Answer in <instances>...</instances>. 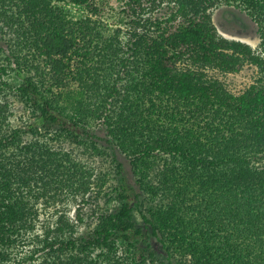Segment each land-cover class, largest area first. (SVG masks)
<instances>
[{
	"label": "trees",
	"instance_id": "obj_1",
	"mask_svg": "<svg viewBox=\"0 0 264 264\" xmlns=\"http://www.w3.org/2000/svg\"><path fill=\"white\" fill-rule=\"evenodd\" d=\"M120 1L72 0L88 11L72 21L51 0H0V264H147L149 236L179 264H264V0ZM221 3L256 22L258 52L218 31ZM247 65L256 76L233 92L224 77ZM96 139L129 159L145 211L62 145L121 173ZM78 196L74 217L55 210L34 232L37 201Z\"/></svg>",
	"mask_w": 264,
	"mask_h": 264
},
{
	"label": "rangeland",
	"instance_id": "obj_2",
	"mask_svg": "<svg viewBox=\"0 0 264 264\" xmlns=\"http://www.w3.org/2000/svg\"><path fill=\"white\" fill-rule=\"evenodd\" d=\"M110 1L115 6L119 7L121 5L120 0ZM51 2L54 5L64 9L68 13L69 18L72 21L84 19L88 15V11L85 6L72 2V0H51ZM211 15L215 26L223 36L247 42L252 46L254 50H256L257 52L259 51L258 26L245 10L235 4L221 3L211 8ZM255 76L256 68L247 65L237 73L227 74L224 79L227 82L228 87L233 92H240L252 82ZM5 79H7L13 84L18 82V78L15 76L14 72H10L5 77ZM27 114L28 113L26 109H22V107L16 110L14 115L12 116V118H14L12 121L14 123L13 125H23V122L25 120L28 121V118L26 117ZM94 130H97L96 132L97 134H99V137L103 136L105 133L104 129L102 130L101 127L98 125H95ZM38 137L41 138L40 135H29L27 136V139L34 141L35 139H38ZM96 140L97 148H106L111 153L116 154L117 160L120 161L122 164L121 173H117L116 168L111 162V157L106 156V154L103 157L98 155L93 156L89 150L86 151V149H83L81 147L76 148L69 141H65L62 145L64 147L63 149L69 152L72 158L78 159L81 161V164L86 165V167L89 169V175H91L92 177L95 176V173L98 171L103 172L106 176L107 181L111 183V189L113 186H119L120 182L125 179L129 185H132L134 187L135 191L138 194V205L140 207V210L145 211V208L149 205L151 197L144 190L141 189L139 183L136 180L137 175L133 173L129 159L124 154H122L116 147H107V143H105L104 140ZM95 186L96 185H93L94 189L92 193L91 191L87 192L88 201H90V198H94V195L96 196ZM115 194L116 192L112 193V195ZM80 198L81 196H78L77 199L74 200L73 198H71L68 199L65 203H58L57 205L51 207H49V205L46 206L45 204H43L42 200L37 201L36 206L38 207L40 214L38 216L39 220L36 224L34 232L38 234L42 233V224H46V222L51 221L54 218L52 214L55 210H58L59 212L67 211L70 216L74 217V210L78 206ZM94 200H98L104 204V200H101L100 198H95ZM112 204H117L115 199L112 201ZM87 210H89V206L88 204H84V211ZM134 220L137 225L143 227V230L148 231L140 217L139 208L135 209ZM81 226L83 227V225ZM81 226L80 228H82ZM139 247L148 248V250L152 248L156 251V259L150 263H148L147 260V264H179L174 258H168L166 256L164 251H162L163 249H161L159 244L156 243L153 236H149L146 241L140 242ZM30 248H32L31 245L26 246L23 250V253L29 250ZM40 256L38 257L37 261H35L36 263L40 262Z\"/></svg>",
	"mask_w": 264,
	"mask_h": 264
}]
</instances>
